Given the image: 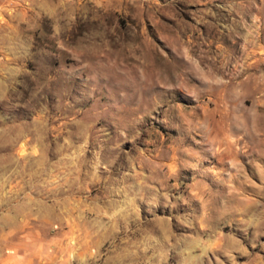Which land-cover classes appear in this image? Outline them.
I'll return each instance as SVG.
<instances>
[{
	"label": "rangeland",
	"instance_id": "1",
	"mask_svg": "<svg viewBox=\"0 0 264 264\" xmlns=\"http://www.w3.org/2000/svg\"><path fill=\"white\" fill-rule=\"evenodd\" d=\"M0 264H264V0H0Z\"/></svg>",
	"mask_w": 264,
	"mask_h": 264
}]
</instances>
